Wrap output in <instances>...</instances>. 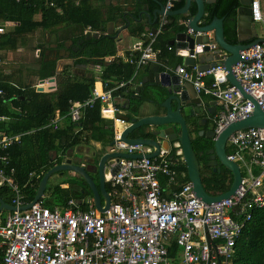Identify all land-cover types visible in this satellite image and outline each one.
<instances>
[{"label":"built area","instance_id":"obj_1","mask_svg":"<svg viewBox=\"0 0 264 264\" xmlns=\"http://www.w3.org/2000/svg\"><path fill=\"white\" fill-rule=\"evenodd\" d=\"M178 1L166 0V12L174 10ZM48 6L56 7L53 1ZM249 7L252 22L264 25V0H251ZM167 21L168 16L164 14L157 31L143 35L147 43L139 55H124L126 63L135 65L130 81H119L111 87L110 81L96 76L91 96L85 101H70L68 115L57 112L47 126L58 130L66 118L78 124L85 109L98 103L101 118L112 123L114 145H110L109 152L143 155L141 159H116L118 169L108 182L111 203L106 211H99L92 199L86 201L87 209L74 200L66 208H60L46 205L44 197L30 209L21 211L29 202L15 181V169L9 167L8 156L0 157V184L10 187L14 196L12 204L17 208L0 226L4 247L0 264H174L170 255L173 246L180 249L179 264L234 263L237 241L254 212L264 207V127L239 130L228 138V159L238 164L242 182L231 198L212 203L198 198L190 181L180 185L177 167L182 150L178 143L148 159L144 155L154 149L121 140L130 124L119 119L126 111L114 93L139 85L134 80L141 69L151 63L161 64L162 50L155 48V42ZM8 24L0 18V66L3 64L1 40ZM93 32L88 27L83 34L93 35ZM188 32L194 34L192 29ZM209 46L219 51L216 67L200 71L197 66L189 69L179 65L175 73L182 82L192 83L200 97L217 101L216 139L230 124L250 117L255 104L227 80L223 64L227 53L214 41ZM241 57L242 61L232 68L233 74L264 111V39L242 51ZM114 59L112 56L107 60ZM98 71L102 74V70ZM207 78H212V82L208 84ZM5 95L0 80V99ZM8 119L0 116L1 122ZM20 138L21 135L2 132L0 150L20 143ZM172 153L174 156L170 159Z\"/></svg>","mask_w":264,"mask_h":264},{"label":"trees","instance_id":"obj_2","mask_svg":"<svg viewBox=\"0 0 264 264\" xmlns=\"http://www.w3.org/2000/svg\"><path fill=\"white\" fill-rule=\"evenodd\" d=\"M54 2L56 7H49V2ZM78 2V3H77ZM98 3V4H97ZM182 6L176 3L175 9ZM238 0H217L215 4L207 6L209 14L208 22L214 16L225 18L226 37L230 44H236L237 39V12ZM105 7L104 0H0V18L4 21H17L19 28L16 35L4 36L1 40V47L12 45L18 36L26 32H33L41 27L51 33H61L63 38L75 37L76 51L72 58L75 60L71 66H65L57 74L58 89L53 93L38 92L34 88L23 91L6 83L3 84L5 98L0 99V116H9L11 120L0 122V134L21 135L20 143H14L6 150H0V157L8 156L9 167L15 169L14 178L25 194L27 202L35 198L40 181L47 171L55 164H63L67 152L75 147L90 145L92 142H99L109 146L113 142L112 123L101 118L100 104L93 108H87L78 124L72 123L67 118V123L59 130L47 128L46 126L56 111L62 116H67L70 108V101H85L92 93L96 82V75L90 77H79L73 74V67L78 64L102 65L101 79L111 82L114 87L117 82H128L135 74V65L124 63L121 60L107 63L106 58L116 55L115 40L110 36L94 37L91 34L84 35V31L91 27L93 31L105 32L106 20L103 18L101 8ZM61 11H58L59 9ZM41 14L40 21L35 17ZM112 19V18H109ZM172 24V23H171ZM170 26L164 27L163 32L158 36L155 48L166 53L171 36ZM179 29H176L178 31ZM79 32H81L79 34ZM56 63L43 65L41 77L43 79L55 76ZM208 84L212 78H207ZM151 87L146 84L138 89L141 99H135L134 91L128 87L115 91V97H124L129 100L134 108L151 99L162 102L164 95L155 97L150 94ZM207 100H211L205 97ZM13 105L21 110L20 115L13 116L10 106ZM78 128L80 129L79 131ZM142 128L133 133L132 137L147 138L149 134ZM195 134L196 128L192 127ZM213 139L194 136L192 146L201 166L202 181L205 190L213 196L223 194L230 189L233 182L232 174L221 167V171L210 165L209 151L213 148ZM227 153L230 150L227 149ZM53 154L56 158H53ZM2 162L0 161V167ZM179 183L183 185L189 181L186 165L179 158L177 167ZM36 173L39 177H31ZM83 188H77V183ZM70 183L68 189H61L60 184L48 183L45 193L53 196V199L60 200V203L67 204L70 198L84 199L92 197V192L87 183L80 177L70 179L63 183ZM97 183H99L97 181ZM163 186L165 181L161 182ZM110 185L107 184V191L110 192ZM0 197L9 203L12 199L10 187H0ZM49 201L46 205L50 206ZM87 209L86 207H84ZM236 253L233 264H264V207L254 212L252 220L246 225L243 233L236 244ZM180 249L173 246L170 255L174 264H179Z\"/></svg>","mask_w":264,"mask_h":264},{"label":"water","instance_id":"obj_3","mask_svg":"<svg viewBox=\"0 0 264 264\" xmlns=\"http://www.w3.org/2000/svg\"><path fill=\"white\" fill-rule=\"evenodd\" d=\"M122 2L117 16L123 21L128 22L132 18L136 22H141L143 16L149 19V25L152 26V32H156L154 28L158 18L166 14L168 17L189 16L187 24L180 27L175 39L170 44L177 49L184 51L181 54L184 57V65L189 69H193L197 64L200 71H206L216 67L218 52L210 48L209 44L213 41L224 50L228 56L223 62L225 67V75L232 86H235L244 96L245 99L255 104L253 114L241 121L230 124L218 137L215 139L213 130L206 129L211 120L217 116L218 103L215 100H207L205 97H200L190 82H182L180 76L172 75L169 72H162L161 65L158 63H151L148 67L150 73L144 78L143 85L149 84L151 87L150 94L158 97L165 96L164 101L157 102L151 99L141 104L138 108H134L130 101L127 100L122 108L128 112L126 115H119V119L129 123L122 135L121 140L131 145H143L151 147L154 151L144 157L151 159L159 155L161 150H170L176 143H178L182 150V157L187 168L189 181L193 184V189L198 198L206 203L219 202L224 199L231 198L240 188L242 182V173L237 163L228 159L227 155V141L228 138L236 131L246 130L250 128L264 127V111L254 100L252 96L247 94L241 83L233 74L232 68L234 65L242 61L241 52L248 50L253 45L261 42L263 39L254 37V23L251 19V0H238L237 6V37L236 44H230L226 37L225 18L214 16L208 22L207 0H184V5L180 9L166 12L165 4H159V8L153 11L152 15L149 13V5L145 2ZM196 5V12H192V5ZM153 16V19L151 18ZM192 29L194 34H190L185 28ZM184 29V30H183ZM247 29L248 31H245ZM212 34L210 37L209 34ZM241 35H248V39L242 40ZM98 38V35H94ZM106 36H112L107 33ZM118 36L112 37L117 38ZM56 36L54 35V39ZM205 45V46H203ZM85 67V66H84ZM51 80H55L52 78ZM39 92L43 88H38ZM135 99L140 100L141 96L136 95ZM189 125L196 128L195 136L203 137L205 135L208 139H213V148L209 151L210 165L214 169L221 171V167L227 169L233 176V182L230 189L218 196H211L204 188L201 166L197 155L192 146V137L189 131ZM145 128L152 136V138H135L133 133ZM114 145V142L111 143ZM173 153L170 159L173 158ZM143 155H132L126 153H106L99 159L95 157L86 158L89 162L96 165L99 185L92 177L85 167L72 162L67 159L63 164H55L49 171L45 173L40 181L35 198L28 205L21 207V211L30 209L36 204L47 190L49 179L56 173L71 172L76 176L82 178L89 186L94 205L99 211H106L110 207L111 198L107 191V183L118 169L116 164L117 158L141 159ZM97 159V160H96ZM104 202V203H103ZM0 211L5 209L10 212L17 210L15 206L6 204L0 198ZM104 205V207H103Z\"/></svg>","mask_w":264,"mask_h":264},{"label":"crops","instance_id":"obj_4","mask_svg":"<svg viewBox=\"0 0 264 264\" xmlns=\"http://www.w3.org/2000/svg\"><path fill=\"white\" fill-rule=\"evenodd\" d=\"M79 1V0H77ZM136 2L135 0H104L105 7L101 8L103 18L106 20V26H105V32H98L94 31V35H98V38L102 35H106L108 32L112 34L111 37L118 36L117 38H113L115 40V46H116V55L115 59L111 62H114L116 60H121L122 62L126 63L124 61V55H127L129 53L133 55H139L140 50L144 44L147 43V38L143 37V35L147 32H152V26L149 25V19L147 16H143V19L141 22H136L132 18H129L128 22L123 21L121 18L117 16V11L121 5L122 2ZM209 2V5H213L216 3L217 0H207ZM139 2H145L146 4L149 5V13L152 15L153 11L159 8V4H165L166 0H140ZM78 3V2H77ZM127 3V2H126ZM178 3H182V6L184 5V0H179ZM98 4V3H97ZM180 7V8H181ZM178 8V9H180ZM174 10H176L174 8ZM61 11V10H59ZM192 12H196V5H192ZM42 15L38 14L34 19L35 21H40ZM112 18V19H109ZM153 19V16L151 17ZM161 17L158 18L157 22L154 25V28L157 29L159 28L160 22H161ZM189 19V16H177V17H168L167 25H172L170 26V40H169V45L170 42L175 39V36L177 34L176 29H179L180 27L176 24L178 20H180L179 24L182 26L186 25L187 21ZM9 23L7 25V30L4 36L8 35H16V31L19 28V22L17 21H5ZM172 23V24H171ZM260 27L258 30L257 27ZM164 29V28H163ZM184 30V29H183ZM188 31V28H185V31ZM245 31H248L245 29ZM163 32V30H162ZM161 32V33H162ZM81 32H79L80 34ZM160 33V34H161ZM254 37L256 38H261L264 39V25L262 24H255L254 25ZM158 34V36L160 35ZM54 35L56 38L54 39ZM61 33H51L50 31L44 30L41 27L36 28L33 32H26L23 33L22 35L18 36L17 39L14 40V45L16 46L13 48L12 45H4V47H1V54L3 57V64L0 66V80L2 82V87L3 84L6 83L8 85H11L16 88H21L23 91H25L28 88H34L38 91V88L42 87L43 88V93H53L57 91L58 89V80H57V74L60 73L65 66H71L74 63V59L72 58V54L74 51H76L75 43L73 38H63ZM210 37H212V34H209ZM3 36V37H4ZM157 36V38H158ZM95 37V36H94ZM156 38V41H157ZM240 38L242 40L248 39V35H241ZM3 39V38H2ZM238 39V37H237ZM156 43V42H155ZM172 50H167L166 53H162L160 57V62H161V71L164 72H169L172 75H175L176 73V67L179 65H184V57L181 56L184 51L177 49L175 46H172ZM228 56V54H227ZM108 58L105 59L107 63L109 61L107 60ZM56 63V69H55V76H51L49 78L43 79L41 77V74L43 72V65L47 63ZM110 62V63H111ZM199 64H197L198 66ZM85 66V67H84ZM164 66H167L171 70H167L164 68ZM102 70V65L98 64H78L73 67V74L75 76L79 77H90L93 75H100L98 70ZM150 73V70L148 67L141 69L134 80L135 84H139L135 87L129 86V91H134L135 95H139L138 89H140V84L143 85L144 78L147 77ZM134 77V76H133ZM54 78L55 80H51ZM149 85V84H148ZM135 88V89H134ZM39 92V91H38ZM118 102L122 106L123 104L126 103L127 99L124 97H117ZM147 102V101H146ZM131 104V102H130ZM11 113L13 116L20 115L22 112L19 108L14 107L13 105L10 106ZM219 110V106L217 111ZM60 112L59 110L55 112ZM61 113V112H60ZM54 114V115H55ZM126 114L128 112L126 111ZM9 120H11V117L7 116ZM54 117V116H53ZM52 117V119H53ZM51 119V120H52ZM50 120V121H51ZM1 122V121H0ZM7 122V121H5ZM109 122V121H108ZM50 123V122H49ZM48 123V124H49ZM67 123V118L62 121L61 128L64 127ZM48 126V125H47ZM46 126V127H47ZM51 128V127H47ZM60 128V129H61ZM59 130V129H58ZM3 132V131H2ZM1 132V133H2ZM5 133V132H4ZM6 134V133H5ZM10 136H18V135H10ZM111 145V144H110ZM105 146L102 143L99 142H92L90 145H84V146H78L75 148H72L70 150L73 151V156L74 157H84L86 158H91V157H97L98 155H92L90 152L87 150L89 148H104V147H110ZM69 150V151H70ZM68 151V152H69ZM68 152L65 157V160L70 159L68 157ZM81 153V154H77ZM53 158H56V155L53 154ZM72 158V157H71ZM73 160V158H72ZM65 162V161H64ZM73 162V161H72ZM74 163V162H73ZM77 164V163H75ZM36 177H39V175H36ZM63 173H56L52 175L49 179V182L53 185L60 184L61 189H68L71 187L70 183H63L67 181L66 179L63 180L61 175ZM71 177L78 178L74 173H71ZM97 183V180H95ZM48 182V183H49ZM99 182V179H98ZM108 184V183H107ZM97 185H99L97 183ZM0 187H6V185H1ZM81 187L80 189L83 188L82 184L77 183V188ZM107 187V185H106ZM79 189V188H78ZM12 192V191H11ZM109 193V192H108ZM25 195V194H24ZM13 193H12V199L10 200L9 203H6L1 197V199L8 205L13 206ZM45 201H49L50 206H58L60 208H66L68 203L65 205L63 203H56L55 199H53V196L50 195L49 193H45L43 196ZM93 200L92 197H87L84 199H75V198H70L71 200H74L75 203L78 206H81L82 208L87 207L86 201L87 200ZM94 203V200H93ZM104 203V202H103ZM1 206V204H0ZM10 211H7L5 209L0 211V226L4 224L6 221V218L10 214ZM4 257V247L1 244L0 240V261Z\"/></svg>","mask_w":264,"mask_h":264},{"label":"rangeland","instance_id":"obj_5","mask_svg":"<svg viewBox=\"0 0 264 264\" xmlns=\"http://www.w3.org/2000/svg\"><path fill=\"white\" fill-rule=\"evenodd\" d=\"M258 28V30L260 29V27L258 26L257 27ZM189 131H190V135H191V137L193 138L194 136H195V134L193 133V130H192V126L191 125H189ZM88 152H92L91 154H93V155H98L97 156V158L99 157V159H100V157L102 156V155H104V154H106V153H108L109 152V147H104V148H98V147H92V148H89L88 150H87ZM77 154H81V153H78L77 152ZM74 154H73V151L72 150H70L69 152H68V157L70 158V159H72L73 158V162H75V163H79L80 162V160L79 159H76L77 157H74L73 156ZM72 157V158H71ZM97 160V159H96ZM66 161V160H65ZM91 175H92V177L95 179V180H97L98 181V176H97V174L96 173H91ZM61 177H62V179L63 180H70V179H78V178H74V177H71V172H64L62 175H61ZM55 202L56 203H58V204H60V200H58V199H55Z\"/></svg>","mask_w":264,"mask_h":264},{"label":"bare ground","instance_id":"obj_6","mask_svg":"<svg viewBox=\"0 0 264 264\" xmlns=\"http://www.w3.org/2000/svg\"><path fill=\"white\" fill-rule=\"evenodd\" d=\"M92 153V152H91ZM93 155V154H92ZM76 159H79L80 162L77 163L80 166L85 167V169L89 172V173H97V168L96 165L89 162L88 160H86L84 157H77ZM72 160V159H71ZM73 161V160H72ZM75 163V162H74Z\"/></svg>","mask_w":264,"mask_h":264},{"label":"flooded vegetation","instance_id":"obj_7","mask_svg":"<svg viewBox=\"0 0 264 264\" xmlns=\"http://www.w3.org/2000/svg\"><path fill=\"white\" fill-rule=\"evenodd\" d=\"M214 127H215V118L209 122V124L207 125L206 129H207V130L210 129V130H213V131H214ZM144 132L148 134V132H147L146 129H144ZM195 133H196V132H195ZM204 136H205V135H204ZM204 136H203V137H204ZM147 138H152V136L149 134V136H148ZM214 171H215V169H214Z\"/></svg>","mask_w":264,"mask_h":264}]
</instances>
